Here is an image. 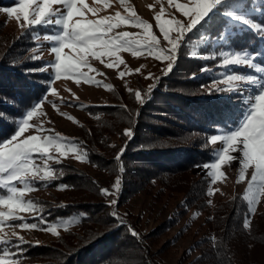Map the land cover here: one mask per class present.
Returning <instances> with one entry per match:
<instances>
[{"label":"trees","instance_id":"trees-1","mask_svg":"<svg viewBox=\"0 0 264 264\" xmlns=\"http://www.w3.org/2000/svg\"><path fill=\"white\" fill-rule=\"evenodd\" d=\"M12 1L0 0V6ZM248 4L260 7L262 0H248ZM249 18L264 26V11L250 12ZM218 24L220 33L226 26L225 19H218ZM33 31L37 34L41 30L34 27L22 34V51L13 50L12 41L0 52V141L9 138L14 129L2 115L16 116L46 88L43 82H38L43 80L42 74L26 72L31 67H41L36 63L30 65V54L25 53L36 42ZM195 33L191 38L199 41L200 37ZM209 34L213 33H203V37L209 39L206 46L194 47L195 57L183 54L176 63V69L182 68L189 75L173 69L161 76L159 84L143 104L132 102L126 99L127 96L116 97L112 102L90 104L100 116L95 118L92 126L83 124L82 135L77 140L87 153L86 162L91 169L104 172L112 180L121 177V187L116 195L118 202L137 191H151L155 181L162 185L160 193L164 188L182 193V202L186 206L194 205L204 211L202 234L181 251L173 264H264V204L258 212H249L247 201L234 194L209 205L205 183L190 178L199 154H205L204 160L210 155L199 147L200 138L197 139L194 132L207 135L224 124H234L245 107L242 92L221 95L213 91L207 96L204 90L198 91V88L206 89L213 81L212 77L217 73L211 70L218 64H204L201 70L208 68L209 71L192 73L199 66L196 62L205 60L201 55L207 49L210 53L226 47L247 49L253 55L264 53V37L241 23L233 25L225 41H218L219 35ZM216 41V46L210 48ZM235 43L238 46L233 48ZM184 46L181 49L186 52L189 49L187 41ZM257 63L264 66V56ZM252 73L264 76V72L253 70ZM229 94H233L232 98ZM155 120L158 121L156 124ZM126 129H131V137L125 135ZM121 149L124 151L117 160ZM54 183L57 187L60 184L68 186L61 190L67 200L53 205L55 199L47 200L49 206L39 215L51 220L77 214L78 228L71 232L66 230L65 235H60L54 242L42 245V252L37 255L29 251L25 254V259L29 260L26 264H168L164 244L157 246L154 242L156 230L160 231L162 226L147 233L140 231L138 218L125 217L126 213L111 206L107 195L100 192L103 185L87 170L68 166V171ZM113 211L119 216H112ZM246 216L251 221L249 228L244 227ZM29 220L36 222L34 216ZM130 229L138 235H133Z\"/></svg>","mask_w":264,"mask_h":264},{"label":"snow or ice","instance_id":"snow-or-ice-1","mask_svg":"<svg viewBox=\"0 0 264 264\" xmlns=\"http://www.w3.org/2000/svg\"><path fill=\"white\" fill-rule=\"evenodd\" d=\"M107 5L109 0H102ZM169 5L176 11L187 18L185 23L181 19L172 16L171 19L161 20V13L154 16L156 27L162 34L165 41L170 47H159L157 36L150 30L151 25L142 20L136 11L125 6L126 0H120L122 6H125L124 14L117 11L115 15L100 16L96 19H73L74 15L83 17L82 7L86 8L84 0H16L15 8L3 9L9 16H15L17 21L23 20L20 25L24 29H33L39 25L52 26L54 34L44 36L46 42H51V53L54 54V60L48 62L47 68L36 69V71L51 70V75L58 80L61 77L76 79L79 83L83 80L85 83L103 85L106 89H111L112 85L103 84L102 81L96 80L88 72L81 71L82 66L87 67L90 72H98L89 63V58L99 60L105 67L119 68L120 64L125 62L119 56L121 51L131 52L134 56L147 52L157 60H167V68L164 75H167L174 67V62L178 58L179 50L182 48L185 40L198 32L205 29L206 25H211L216 17H223L226 26L217 37L218 41H225L231 33L234 23H241L255 30L259 35L264 37V26L253 22L249 18L250 12L264 11V0L260 7H252L248 0H188V3L168 0ZM96 14L97 9H89ZM171 15V14H170ZM132 26L142 29L141 33H132L128 31H114L121 26ZM207 30V29H205ZM176 33L175 37L171 35ZM205 40L208 37H204ZM68 49L66 53L64 49ZM195 57L197 54L192 52ZM264 56V53L257 52L255 55L247 49L234 50L226 47L212 56H204L203 59L219 58L221 63L218 67L226 70L232 66L245 67L255 70V73L264 72V66H258V59ZM31 59H39L33 55ZM106 63V60H113ZM138 71V70H137ZM202 72L209 71L203 68ZM103 75L102 73H100ZM126 73L118 72V76L123 78ZM151 76V74H149ZM195 78V74H193ZM160 78H155L158 82ZM225 85L220 87L219 84ZM52 95H56V90L51 87V82L46 85ZM155 82L148 89L150 94ZM131 92V89H129ZM217 93H234L242 92L245 94L243 103L245 105L243 113L234 126L225 129H217V133L212 135L210 143L219 144V147L213 151L211 162L204 164L203 167L208 170V175L215 182L217 177H222L221 167L225 163H231L238 160L240 170L238 182L245 178L247 169L252 168V176L249 186L246 189L244 199L249 204V212L254 210V203L264 194V77L253 73L248 74H228L226 71L221 74V78L214 82L209 92ZM135 98L143 104L145 101L141 98L140 91L135 92ZM47 99V97H45ZM41 102L34 103L31 108L26 110L21 119L16 121L15 134L10 139L0 142V231L5 226H11L12 222H18L17 227L29 230H44L58 235L56 228L64 226L67 230V224L75 221L77 218H71L67 221H57L48 223L40 216L39 213L44 209L37 201L25 199L26 193L34 190L37 182L45 184L57 179V175L47 161L54 160L59 163L57 156L52 152L64 156L68 151L76 153L77 159L87 160V153L81 152L79 146L74 142V138L64 137L62 134L53 135L43 134L46 130L41 122L37 127L30 123L33 117L40 115ZM82 108L84 105H80ZM66 118L74 120L69 114L64 113ZM78 123V122H77ZM37 127L40 135H23L28 129ZM125 135L131 137V129L125 130ZM69 141H72L69 143ZM124 149L117 154L119 160ZM238 153V155H234ZM37 159H43V165L36 163ZM63 173H60L62 175ZM19 185V186H17ZM67 185H58L59 190H64ZM121 187V177H117L112 185V195L119 194ZM101 194H109V189L101 188ZM208 194H212L209 188ZM111 206L117 205L116 199L111 200ZM21 212L33 213L36 222L29 223L24 216L19 215ZM112 216L118 217L119 213L113 211ZM195 213L193 218H195ZM123 224V220H120ZM250 218L245 217L244 227H250ZM131 230V229H130ZM133 235H138L131 230ZM12 236L16 237L13 242L6 234L0 236V264H19L18 257L23 255L22 244L27 243L23 237L13 232ZM16 251H12L10 245H13Z\"/></svg>","mask_w":264,"mask_h":264},{"label":"rangeland","instance_id":"rangeland-1","mask_svg":"<svg viewBox=\"0 0 264 264\" xmlns=\"http://www.w3.org/2000/svg\"><path fill=\"white\" fill-rule=\"evenodd\" d=\"M176 2L181 3H188V0H176ZM84 4L87 5L86 8L82 7L81 11L83 12V17L80 15H74L73 19H96L100 16H111L115 15L117 11L124 14L125 6L133 8L137 15L142 18V20L147 21L151 25V31L157 36L159 41V47L161 48H168L170 47L167 41L164 40L162 34L159 32V29L156 27V21L154 16L157 13H161V8L164 9V12L161 13V20L164 19H171L174 16L176 19H181L185 23L187 22V18L183 17L181 13L176 11L174 7L169 5L168 0H126L125 6H122L120 0H109L108 4L105 5L102 0H84ZM16 7V0H13L6 6H0V52L2 53L5 49L7 44L13 41L14 46L12 47L13 50L22 51L20 46L21 41L23 40L22 34L26 32V29L22 28L20 25L23 24V20L17 21L15 16H9L3 9L7 8H15ZM89 9H97L95 15ZM171 14V15H170ZM221 17H216L215 20L211 23V25H206L205 29H200L195 36H199V41L192 40L191 36L187 41L189 49L185 52L183 49L179 50L178 58L174 62L173 69L179 70L180 74H188L189 72L184 71L182 68L176 69V63L182 59L180 56L191 54L192 52H196L194 48L201 49L199 45L206 46L209 39L205 40L202 39L203 33L205 31H209V35H219L223 30L219 33V24L218 19ZM235 24V23H234ZM40 28V32L37 34L33 31L35 35V43L32 47L27 49L28 51L25 53H29L30 56L28 57L31 60V64L36 65L40 64V68H47L48 62L54 60V54L51 53V42H46L44 40V36L47 34H54L55 29L52 26H45L39 25L36 26ZM114 31H128L132 33H141V38H143V33L141 28L132 27V26H121ZM173 38L175 37L176 33L171 34ZM228 35V34H226ZM183 43V46L185 44ZM216 42H212L210 48H214L216 46ZM238 43L233 45V48L237 47ZM186 48V46H184ZM225 48V47H224ZM234 49V50H239ZM221 48L215 49V53L221 51ZM66 53H69V50L66 48L64 49ZM22 54V53H21ZM37 56L39 59H31V56ZM213 53L208 52L203 53L201 56H212ZM27 56V55H26ZM119 56L125 62L124 64H120L119 68L113 67L108 68L105 67L99 60H95L89 58V63L91 66L98 70V72H90L87 67L82 66L81 71L88 72L89 75L93 76L96 80H100L103 84H110L112 85L111 89H106L103 85H96V84H89L85 83L81 80L79 83L76 82V79H69L61 77L60 79L56 80L51 75V70L48 71H37L38 75L42 74L43 80L39 83L48 85L51 82V87L56 90V95H52L48 88L46 87L45 90L38 96L36 100H34L30 105L26 108L22 109V111L13 117L8 118V115H2L5 119H7L8 124H13L14 129L11 133L10 137L15 134L16 130V121L21 119L25 114L26 110L31 108L34 103L41 102V109L39 110L40 115L38 117H33L30 120V123L36 125L37 127L40 126L41 122L43 124V128L46 130L43 134L46 135H53L55 136L56 133L62 134L64 137L67 138H74V142H76L79 146L81 152H84L83 148L81 147L80 141L77 139L82 135V126L91 125L98 118L100 115L96 111L97 109H92L90 104H97L102 102H112L116 99V97H126V99L132 100V102L140 103L135 98V92L140 91L141 98L146 99L149 96L148 89L151 85L155 82V87L159 84L161 76H164V70L167 68L168 61L164 60H157L153 56L148 55L147 52L143 54H137L134 56L131 52L128 51H121ZM27 58V57H26ZM192 62V59H190ZM108 62H115L114 59ZM199 64L198 67H195L192 73L199 72L204 64H220V59H207L201 62H196ZM218 65L211 70L213 73H217L212 77L213 81L208 83L206 89L198 88V91H203L205 95L209 93V90L214 82L218 81L221 78V74H224L226 71L228 74L236 73V74H248L252 73L253 69L239 66H232L230 69L226 70L222 67H218ZM37 68L31 67L26 72H35ZM172 69V70H173ZM138 70V71H137ZM118 72L126 73L123 78L118 76ZM102 73L103 75H101ZM151 74V76H149ZM160 78L158 82L155 81V78ZM264 77V76H263ZM220 87H224L222 83L219 84ZM152 88L151 91L155 89ZM190 87V86H189ZM196 88V87H195ZM37 89H41L39 86ZM131 89V92L129 91ZM216 94H226L224 93H217ZM214 93H211L210 96H213ZM233 94H229L232 98ZM208 96V95H207ZM47 97V99H45ZM118 100V99H117ZM80 105H84L85 107H81ZM244 110V108H243ZM243 110L240 114V117L243 113ZM64 113L69 114L71 117L75 119H68L63 115ZM240 117L235 121L238 122ZM78 122V123H77ZM155 124L158 122L157 120L154 121ZM183 123V122H182ZM227 125L219 127L218 129H225L228 127H232L235 125ZM90 126V127H91ZM37 127H33L28 129L23 135H40L37 131ZM218 134L217 130L215 132H209L207 135H203L201 132H194V136L198 139L200 138V148H203V152L210 153L208 158L204 160L203 153H200L197 158L198 164L194 166L191 171V179L192 181L199 180L200 183H205V191L207 194L208 204L212 205L219 200L226 199L234 194H239L244 197L246 189L249 186V181L251 180L253 169L249 168L245 172V178L238 182V175L240 170L239 161H233L231 163H225L221 167V172L224 174L222 177H217L215 182H212V178L208 175V170L203 167L204 164H207L212 161L213 159V151L215 148L219 147V144L213 145L210 143V137L212 135ZM193 136V135H192ZM3 141V140H2ZM0 141V142H2ZM72 141H69L71 143ZM183 143V142H181ZM197 142H193L192 144H196ZM197 148V147H194ZM199 152V151H197ZM53 156H57L60 160L59 163H56L54 160L47 161V163L52 167L55 171L57 177L62 176L65 172L68 171V166H71L75 169H84L87 170L94 178H96L102 185L103 188L109 189L108 203L116 199V195H112V185L115 180L108 178L104 172L97 171L95 169H91L86 161H81L77 159L76 153L73 151H68L66 155L60 156V154L52 152ZM238 155V153L234 154ZM36 163L43 165V159H37ZM60 173H63L60 175ZM193 175V176H192ZM58 179V178H57ZM56 182V179L51 181ZM44 182H37L34 185V190L27 192L25 199H31L37 201L39 205L45 209L46 206H49V203H46L49 199H55L52 201V205L56 204L58 201L62 202L63 200L66 201L67 198L63 196L61 193L62 191L58 189L57 185H54ZM49 184V185H48ZM19 186V185H17ZM162 185L158 182H153V186L151 187V191L141 190L137 191L133 194L125 196L121 201L117 203V209L121 212L126 213L124 215L127 217L128 215L136 216L138 218L137 224L140 227V231L143 233H147L154 228H158L162 226L161 230H156V237L154 238V242L157 243V246L162 245L165 249V253H167V257H165V261L168 264H173L177 256L181 253V251L188 247L189 244L198 238L203 232L204 226L202 227V218L204 216V211L201 208H195L194 205L186 206L182 201L184 200V195L182 193H176V191H169L168 189L164 188V191L160 193ZM209 188L212 189V194H208ZM156 194H153L152 192ZM105 195V194H104ZM57 197V198H56ZM98 198H95L97 200ZM117 200V199H116ZM123 201V202H122ZM121 203V204H120ZM248 203V202H247ZM110 204V203H109ZM118 204H120L118 208ZM264 204V194L260 195L259 199L254 203V210L251 211L253 213L258 212ZM249 206V204H248ZM42 213V212H41ZM39 213V214H41ZM195 218H193V214ZM19 215L24 216L29 223H33L29 218L34 216L35 214L29 212H21ZM71 218H77L75 221L67 224L68 232L73 230H77L78 224L77 220L79 215L77 214H68L65 216H58L55 219L47 220L48 223H55L59 221H67ZM18 222H12L11 226H5L2 231H0V236L7 235L13 242L16 241V237L12 236V233L15 232L19 236L23 237L24 243L21 245L23 250L28 249L31 247V250L26 252L23 251V255L18 257L19 264H26L29 260L25 259V254H28L33 251L32 254L37 255L42 250V245L49 244L54 242L60 235H65L66 229L64 226H59L56 228V232L58 235L53 234L49 231L44 230H29V229H21L16 226ZM12 251H16V248L13 245H10ZM42 252V251H41Z\"/></svg>","mask_w":264,"mask_h":264}]
</instances>
